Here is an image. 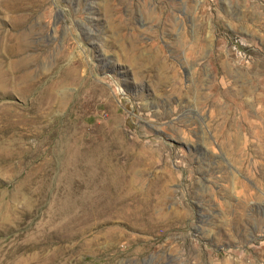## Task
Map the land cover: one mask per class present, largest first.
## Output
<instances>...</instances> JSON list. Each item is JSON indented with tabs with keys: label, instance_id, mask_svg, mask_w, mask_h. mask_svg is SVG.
Wrapping results in <instances>:
<instances>
[{
	"label": "rangeland",
	"instance_id": "1",
	"mask_svg": "<svg viewBox=\"0 0 264 264\" xmlns=\"http://www.w3.org/2000/svg\"><path fill=\"white\" fill-rule=\"evenodd\" d=\"M6 3L0 264H264V0Z\"/></svg>",
	"mask_w": 264,
	"mask_h": 264
},
{
	"label": "bare ground",
	"instance_id": "2",
	"mask_svg": "<svg viewBox=\"0 0 264 264\" xmlns=\"http://www.w3.org/2000/svg\"><path fill=\"white\" fill-rule=\"evenodd\" d=\"M6 8L11 11V13H20V11L26 10L29 8L28 6H31L30 0H7V3L5 4ZM31 8V7H30ZM12 13V14H13ZM15 23H18L21 21V18L19 15H16L14 17ZM118 181H116V188H118V191H121V188H126V186H129L131 182L126 181L128 184L125 185L124 183V175L118 171L116 174ZM122 179V180H121Z\"/></svg>",
	"mask_w": 264,
	"mask_h": 264
}]
</instances>
